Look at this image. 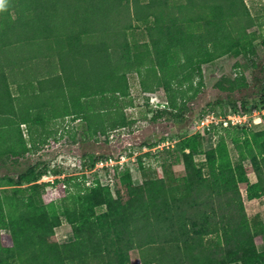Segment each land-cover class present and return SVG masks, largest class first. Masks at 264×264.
<instances>
[{"label":"trees","instance_id":"16d2710c","mask_svg":"<svg viewBox=\"0 0 264 264\" xmlns=\"http://www.w3.org/2000/svg\"><path fill=\"white\" fill-rule=\"evenodd\" d=\"M11 7L18 16L10 15ZM144 10L146 17L154 16L155 28L145 46L132 45L129 30L134 20L143 19L139 13ZM255 22L246 0H5L0 8V157L13 155L19 161L32 150L22 125L34 121L44 125L71 115L88 121L94 135L129 125L124 115L117 123L94 127L93 119L104 121L109 109L98 111L97 102L87 98L109 89L111 101L115 93L126 94L127 73L134 69L152 71L168 105L177 109L178 97L185 98L188 88L198 91L204 85L202 63L239 54ZM23 47L30 55L16 54ZM56 51L62 70L51 58ZM44 57L50 61L47 73L36 78L37 62ZM243 75L228 79L226 87L247 86ZM255 102L264 107V81ZM224 128L231 135L230 127ZM44 130L40 141L47 138ZM108 157L92 155L91 167ZM221 172V188L215 177L200 174L173 196L153 184L147 187L150 194L141 196L126 168L116 173L114 186L97 180L74 192L68 176L57 180L58 200L39 203L31 194L17 198L8 211L0 201V264H264V250L257 246L264 242V229H250L241 188L249 186L250 198L264 196V190L256 192L241 166L222 167ZM44 174L25 172L21 181L44 187L48 183L39 182ZM64 219L74 233L68 242H60L55 230ZM4 228L10 232H1ZM134 248L140 261L131 257Z\"/></svg>","mask_w":264,"mask_h":264},{"label":"rangeland","instance_id":"374dc122","mask_svg":"<svg viewBox=\"0 0 264 264\" xmlns=\"http://www.w3.org/2000/svg\"><path fill=\"white\" fill-rule=\"evenodd\" d=\"M140 1L142 4L149 0ZM246 2L251 7L252 15L256 20L249 28L250 38L247 46L237 55L229 53L202 63L204 85L198 91L196 86L188 88V95L184 96L185 98L178 97L177 109L168 105L158 114L157 111L162 109L157 108L152 102L159 104L167 102V93L155 83L152 71L144 70L141 73L134 69L127 73L129 85L126 94L115 93L114 100L111 101L112 89H109L97 96L87 98L89 102H97L98 111L109 109V114L103 116L104 121L93 119L94 127L104 128L117 123L124 115L130 119L129 125L110 130L108 134L99 132L94 135L87 126L88 121L75 119L71 115L49 120L47 125L35 121L23 124L24 134L32 150L26 156L19 157V161H15L13 155L0 157V201L6 206V211L16 204L17 198L31 194L39 203L58 200L62 192L57 180L62 181L68 176L73 177L70 189L74 192L79 187L90 186L97 180L102 184L114 186L116 173L119 171L122 174L126 168L131 172L132 184L141 196L150 194L147 189L148 184H153L156 190H164L166 194L173 196L174 191L190 183V180H197L200 174L213 181L215 177L221 188L224 180L221 168L229 165L236 169L239 166L245 168V176L249 178V183L255 186L253 188L256 192H262L264 190V107H261L262 104L256 106L255 101L261 94L264 81V0H246ZM9 13L13 17L18 16L16 8L11 7ZM139 14L144 17L133 21L129 38L132 45L138 43L145 46L146 42L150 41L149 32L155 28L156 21L152 15L146 17V10ZM15 37L16 32L13 39ZM32 37L34 34L30 39ZM18 45L20 46V43ZM25 48L20 50L17 48L16 54L30 55L31 51ZM14 52L15 50L12 49L11 54ZM60 57V53L56 51L51 58L55 59L57 68L62 70ZM49 64V59L45 57L37 62L36 78L47 73ZM242 74L247 80V86L230 91L226 87L228 79H234ZM147 85L152 87L149 88L151 91L145 88ZM14 91H19L17 85H14ZM155 94L159 97L158 100L153 98L156 97ZM45 96L46 94L42 96L44 100ZM232 100H235L237 105L232 103ZM244 104L249 108H243ZM61 105L57 103L60 108ZM57 106L53 111L59 109ZM212 110L222 115L228 114L231 110L248 112V121L243 126L231 125L232 133L229 135L224 127L215 126L210 129L203 124L201 120ZM44 128L47 130V138L40 141V133ZM162 137L165 141L160 144L165 147L166 153L160 150L162 147H159V144L145 151L144 146L149 147L150 143ZM124 152L127 153V158L121 162L123 169L120 170L116 168L118 164L116 162L121 160L119 156ZM92 155L114 157L115 164L110 163L103 167L101 166L103 164H99L91 167ZM141 164L146 170L141 169ZM34 166L35 171L32 169ZM25 172H29L30 175L45 172L39 182H47L48 185L34 187L32 185L34 182L21 181V175ZM259 172L263 175L261 182ZM12 179L18 183H14ZM241 191L250 229L255 233L263 231L264 196L250 198L249 186H242ZM55 230L60 242L74 239L72 226L66 219ZM1 232H10V229L4 228ZM257 239L261 240V236ZM257 246L259 250H264L263 241ZM130 253L134 260L140 261L139 249L134 248ZM191 264H195V261Z\"/></svg>","mask_w":264,"mask_h":264},{"label":"built area","instance_id":"2783aa9c","mask_svg":"<svg viewBox=\"0 0 264 264\" xmlns=\"http://www.w3.org/2000/svg\"><path fill=\"white\" fill-rule=\"evenodd\" d=\"M156 97H153V98H156V100L159 99V97L155 94ZM152 100V99H151ZM155 100V99H154ZM153 100V101H154ZM157 108H161L162 110L164 108H166L168 106V102L164 101V102H161V104H159L158 102H152ZM248 112H235V111H230L228 114L226 115H222L221 113H218L216 110H212V111H209L206 116L201 120L203 122L204 125H207L209 128L211 126H222V127H230L231 125H245L248 121ZM261 120H262V117L260 116ZM260 120V121H261ZM165 139L163 141H161L160 143L164 142ZM159 144V147H162V149L164 148V146H162V144ZM166 145V144H165ZM167 146V145H166ZM155 147V146H153ZM153 147H148L147 145L144 146V149L145 151H148L150 150L151 148ZM158 147V146H156ZM160 149V150H162ZM127 158V153L124 152V153H121L120 156H119V160L118 162H116V164L118 166H121L122 167V163L121 162H124L125 159ZM110 159V161H109ZM129 159V158H128ZM133 159H135V157H133ZM115 164L114 163V157H108V158H105V159H101L99 160L96 165L98 166L99 164H103L101 165L102 167L104 165H108V164ZM119 163L121 165H119ZM106 185V184H104Z\"/></svg>","mask_w":264,"mask_h":264},{"label":"clouds","instance_id":"9594fccd","mask_svg":"<svg viewBox=\"0 0 264 264\" xmlns=\"http://www.w3.org/2000/svg\"><path fill=\"white\" fill-rule=\"evenodd\" d=\"M5 4V0H0V8H3Z\"/></svg>","mask_w":264,"mask_h":264}]
</instances>
